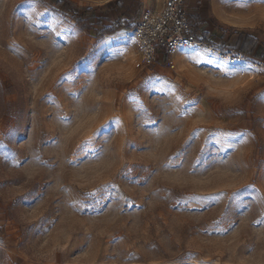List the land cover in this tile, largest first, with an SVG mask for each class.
Returning a JSON list of instances; mask_svg holds the SVG:
<instances>
[{"label":"rangeland","instance_id":"obj_1","mask_svg":"<svg viewBox=\"0 0 264 264\" xmlns=\"http://www.w3.org/2000/svg\"><path fill=\"white\" fill-rule=\"evenodd\" d=\"M70 1L0 0V264H264V72L145 66L129 32L158 0ZM217 2L259 19L208 5L210 29L264 43V3Z\"/></svg>","mask_w":264,"mask_h":264},{"label":"built area","instance_id":"obj_2","mask_svg":"<svg viewBox=\"0 0 264 264\" xmlns=\"http://www.w3.org/2000/svg\"><path fill=\"white\" fill-rule=\"evenodd\" d=\"M129 37L135 42L141 61L150 66L171 58L177 51L202 50L218 56L230 66L250 63L245 69L249 75L264 72V61L252 55H244L231 48L219 49L211 41L203 39L202 32H194L189 21L187 0H162L157 11L143 12Z\"/></svg>","mask_w":264,"mask_h":264},{"label":"crops","instance_id":"obj_3","mask_svg":"<svg viewBox=\"0 0 264 264\" xmlns=\"http://www.w3.org/2000/svg\"><path fill=\"white\" fill-rule=\"evenodd\" d=\"M218 0H187V10L189 13V18L192 16L198 17L201 22L204 23V26L200 28L199 32L207 31L209 33V39L210 41L219 42L220 34L217 32V28L210 29L209 21L204 18V9L210 5L213 9V14L215 17L223 24L234 26V27H240V26H247L252 23H257L259 19V13L256 12V10H253L251 8H244L242 6L237 7H230L226 8L225 10H220L219 6L217 5ZM162 4V0H158V5L154 11H157L160 9ZM227 14H230L232 16H235L236 19H228ZM220 28V27H218ZM238 32H244V31H238ZM247 33V32H244ZM254 38H256L260 46H258L252 56L258 57L260 52L262 51V47H264V43L255 35L247 33ZM231 41V38L225 37L223 39V44H229Z\"/></svg>","mask_w":264,"mask_h":264},{"label":"trees","instance_id":"obj_4","mask_svg":"<svg viewBox=\"0 0 264 264\" xmlns=\"http://www.w3.org/2000/svg\"><path fill=\"white\" fill-rule=\"evenodd\" d=\"M57 6H63L64 8L68 10L73 9V3L70 0H56ZM106 7H110L111 5H114L116 10L119 12L121 9L120 0L116 1L114 4L112 2H108L105 4ZM93 10L91 8H80L74 10V17H78V12L81 13H91ZM121 18H117V22L120 23ZM190 24L193 27L194 32H199L200 28L204 26V23L201 22V20L198 17L192 16L189 18ZM79 23V22H78ZM114 29L113 28H105L101 31V33H110ZM217 32L220 34L219 42L211 41L215 46H217L219 49L224 48H231L234 50H237L238 52L244 54V55H252L255 51V49L260 46L259 41L254 38L253 36L244 33V32H227L223 30L222 28H217ZM203 39L206 41H210L209 33L207 31H202ZM231 38V41L229 44H223V39L225 37ZM258 58L262 59L264 61V47H262V51L260 52ZM163 63H167V59H163Z\"/></svg>","mask_w":264,"mask_h":264},{"label":"snow or ice","instance_id":"obj_5","mask_svg":"<svg viewBox=\"0 0 264 264\" xmlns=\"http://www.w3.org/2000/svg\"><path fill=\"white\" fill-rule=\"evenodd\" d=\"M228 2L239 3L240 0H228ZM259 2L264 3V0H259ZM42 23H43V22H42ZM195 62H196V63H200L199 60H197V61H195ZM205 63H207V64H211V65H213L214 67H216L217 69H219V66H220V64L222 63V61H220V60H218V59H216V58L213 57V58H210V59H208L207 61H205ZM244 68H245V69H251V68H252V65H251L250 63L245 64V65H244ZM83 70H84V71H87V64L84 65ZM225 74L227 75V73H225ZM146 86L149 87L150 89L155 87V85H154L153 83H149V82H146ZM98 131H99V130H98ZM81 151L85 152V154H87V153H89V152H91L93 155L96 154V152H95V151L89 146V142H87V141L81 146ZM248 187L250 188L251 186L249 185ZM246 194H247L246 190H241V191L236 192V193L233 195V197H231V199H232L233 201H236L237 199H239L240 197H242V196H244V195H246ZM240 206H241L240 204H236V205H235V207H237V208H239ZM219 223H220V222H217V224H219ZM233 226H234V225H233L231 222H229L228 225H227V228H225V229H221V231L226 232V231L230 230ZM35 227H43V223H41V224H39V225H36Z\"/></svg>","mask_w":264,"mask_h":264}]
</instances>
